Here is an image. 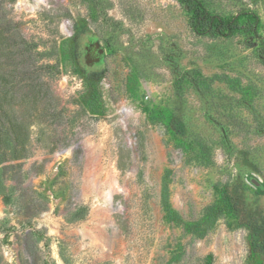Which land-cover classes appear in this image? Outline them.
Masks as SVG:
<instances>
[{
    "label": "rangeland",
    "instance_id": "obj_1",
    "mask_svg": "<svg viewBox=\"0 0 264 264\" xmlns=\"http://www.w3.org/2000/svg\"><path fill=\"white\" fill-rule=\"evenodd\" d=\"M36 1L0 0V264H264V0H202L260 39L181 0ZM86 139L125 189L103 244Z\"/></svg>",
    "mask_w": 264,
    "mask_h": 264
},
{
    "label": "bare ground",
    "instance_id": "obj_2",
    "mask_svg": "<svg viewBox=\"0 0 264 264\" xmlns=\"http://www.w3.org/2000/svg\"><path fill=\"white\" fill-rule=\"evenodd\" d=\"M46 0H37L34 5L31 6V8H34L38 6L41 2H45ZM66 27V24L64 25ZM120 112L123 114L122 121L124 124H127V117L134 113L130 107L123 106L120 110ZM88 151L95 152L97 149H100V153L98 155H93L92 162L93 167L98 172H104L106 175V179L102 180L100 178H91L89 179L88 187L91 189V195L93 196V201H95V209L94 214L95 216L100 217L101 221L98 224V226L95 228V230L88 231L89 234L93 237V242L103 244L106 242V238H108L107 233L103 227L104 224L111 225L114 229L115 233H118V228L114 225V220L112 219V213L122 208L121 205L118 207L115 206V195L125 190L124 187L121 185L117 172L113 166L103 167L101 165V157L100 155L104 152V145L102 143H98L97 145L94 144L91 140H84L83 141ZM98 146V147H97ZM94 149V150H93ZM71 149H68L67 151H70ZM261 186V185H260ZM55 226V224H53ZM54 231H56L55 227L53 228ZM114 238V237H113ZM112 241H114L112 239ZM63 264L62 262H60Z\"/></svg>",
    "mask_w": 264,
    "mask_h": 264
},
{
    "label": "trees",
    "instance_id": "obj_3",
    "mask_svg": "<svg viewBox=\"0 0 264 264\" xmlns=\"http://www.w3.org/2000/svg\"><path fill=\"white\" fill-rule=\"evenodd\" d=\"M181 2L191 13L190 24L197 34L230 36L238 29H245L255 38H262L258 34L259 17L253 12L223 16L210 11L202 0H181Z\"/></svg>",
    "mask_w": 264,
    "mask_h": 264
},
{
    "label": "water",
    "instance_id": "obj_4",
    "mask_svg": "<svg viewBox=\"0 0 264 264\" xmlns=\"http://www.w3.org/2000/svg\"><path fill=\"white\" fill-rule=\"evenodd\" d=\"M90 46H95L93 53H91L88 57V62H91L93 60L94 57H97L98 61H104L105 59V49L104 47L101 45L100 41L98 39L94 40L93 43L90 44ZM224 133L227 135V131L226 128L221 125ZM79 144V142H77L72 148L77 147ZM254 181L261 187L263 188L262 184L260 181H258L257 179H254Z\"/></svg>",
    "mask_w": 264,
    "mask_h": 264
},
{
    "label": "flooded vegetation",
    "instance_id": "obj_5",
    "mask_svg": "<svg viewBox=\"0 0 264 264\" xmlns=\"http://www.w3.org/2000/svg\"><path fill=\"white\" fill-rule=\"evenodd\" d=\"M97 38L93 37L92 39H90V41L88 42L86 48H85V53H84V57H85V61L88 65H93V64H97V63H102L103 61H98L97 57H94L93 60L91 62H88V57L91 53H93L95 46H90L91 43L94 42V40H96Z\"/></svg>",
    "mask_w": 264,
    "mask_h": 264
}]
</instances>
